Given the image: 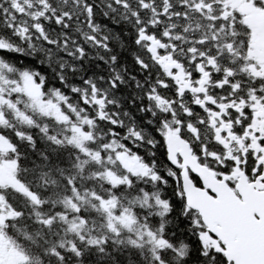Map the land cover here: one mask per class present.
Segmentation results:
<instances>
[{"label":"snow or ice","instance_id":"1","mask_svg":"<svg viewBox=\"0 0 264 264\" xmlns=\"http://www.w3.org/2000/svg\"><path fill=\"white\" fill-rule=\"evenodd\" d=\"M0 264H264V0H0Z\"/></svg>","mask_w":264,"mask_h":264}]
</instances>
